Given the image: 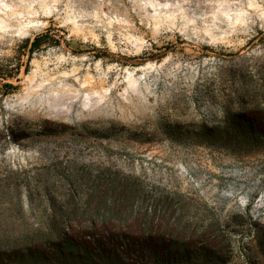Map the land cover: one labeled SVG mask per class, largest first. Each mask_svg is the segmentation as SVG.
Wrapping results in <instances>:
<instances>
[{"label":"rangeland","instance_id":"rangeland-1","mask_svg":"<svg viewBox=\"0 0 264 264\" xmlns=\"http://www.w3.org/2000/svg\"><path fill=\"white\" fill-rule=\"evenodd\" d=\"M25 1L0 264H264V0Z\"/></svg>","mask_w":264,"mask_h":264},{"label":"bare ground","instance_id":"bare-ground-1","mask_svg":"<svg viewBox=\"0 0 264 264\" xmlns=\"http://www.w3.org/2000/svg\"><path fill=\"white\" fill-rule=\"evenodd\" d=\"M32 1L18 0L16 3L14 1L0 0V28L10 26L12 23L18 25V31L24 32L28 26L32 25L33 19L31 16L36 12L33 9ZM153 6L154 11L161 12L157 10L156 5L153 2L149 3ZM157 13V12H156ZM88 100L85 99L84 107Z\"/></svg>","mask_w":264,"mask_h":264},{"label":"trees","instance_id":"trees-1","mask_svg":"<svg viewBox=\"0 0 264 264\" xmlns=\"http://www.w3.org/2000/svg\"><path fill=\"white\" fill-rule=\"evenodd\" d=\"M43 35H44V34H40V35H37V36L34 37V39L31 41V46H30L29 51L32 52L33 49L38 48V47L40 46V44H41V42H40V38H41ZM1 77H3V75H2V76L0 75V79H1ZM3 85H4L6 88H9V87L11 86V83H7V82H5V83H3Z\"/></svg>","mask_w":264,"mask_h":264}]
</instances>
